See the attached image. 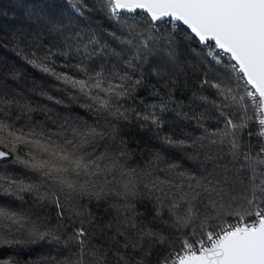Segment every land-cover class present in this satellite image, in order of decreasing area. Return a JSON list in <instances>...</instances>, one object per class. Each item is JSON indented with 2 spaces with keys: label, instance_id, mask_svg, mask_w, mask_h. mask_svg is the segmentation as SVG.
Here are the masks:
<instances>
[{
  "label": "snow or ice",
  "instance_id": "1",
  "mask_svg": "<svg viewBox=\"0 0 264 264\" xmlns=\"http://www.w3.org/2000/svg\"><path fill=\"white\" fill-rule=\"evenodd\" d=\"M15 7L0 264H264V0Z\"/></svg>",
  "mask_w": 264,
  "mask_h": 264
},
{
  "label": "trees",
  "instance_id": "2",
  "mask_svg": "<svg viewBox=\"0 0 264 264\" xmlns=\"http://www.w3.org/2000/svg\"><path fill=\"white\" fill-rule=\"evenodd\" d=\"M15 4H16V0H0V30H2L5 33L12 31L16 27H19L20 24L22 23L19 17V11L15 7ZM182 34L186 35V33H182ZM29 73H30V80L36 79L37 84L42 83V81L38 79V76L40 74L35 73V70L29 69ZM52 94L55 95L56 93L53 92ZM132 131H133V134L129 137V139L133 143L143 142V138L140 135L136 134L135 130H132ZM4 255L5 256L15 255V251L8 250L4 252ZM39 255H40L39 252L25 255L24 252L22 251L21 255L18 256L17 259L21 261L36 260Z\"/></svg>",
  "mask_w": 264,
  "mask_h": 264
}]
</instances>
